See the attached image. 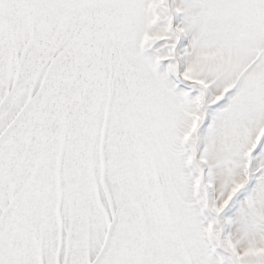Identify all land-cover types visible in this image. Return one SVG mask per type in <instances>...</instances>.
Listing matches in <instances>:
<instances>
[{"label":"snow or ice","instance_id":"1","mask_svg":"<svg viewBox=\"0 0 264 264\" xmlns=\"http://www.w3.org/2000/svg\"><path fill=\"white\" fill-rule=\"evenodd\" d=\"M0 264H264V0H0Z\"/></svg>","mask_w":264,"mask_h":264}]
</instances>
